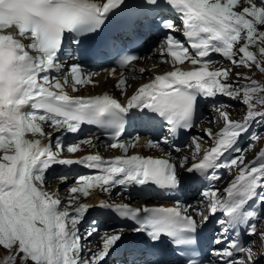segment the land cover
Wrapping results in <instances>:
<instances>
[{"label": "snow or ice", "instance_id": "obj_1", "mask_svg": "<svg viewBox=\"0 0 264 264\" xmlns=\"http://www.w3.org/2000/svg\"><path fill=\"white\" fill-rule=\"evenodd\" d=\"M116 14L127 16L132 32L145 27L159 30L164 37L161 60L173 70L156 75L125 103L109 94L88 98L67 94L66 86L75 91L97 75L85 71L80 57L102 58L99 49L82 53V38L99 32ZM258 26H264V0L259 4L256 0H0V246L9 253V264H16L17 259L19 264H115L112 257L127 232L142 234L146 240L126 249L120 264H205L197 233L210 216L217 217L219 232L231 239L208 253L214 257L208 264H255L251 245L256 241L245 246L237 237L241 229L248 236L256 235L259 225L250 221L264 224V151L251 164L244 163V152L264 135L251 131L264 129V110H259L264 109V83L228 81L234 69L264 74V31ZM6 29L11 31L4 34ZM176 32L185 40L178 39ZM213 53L229 66L209 70L216 63L207 59ZM71 59L77 62L69 63L65 71ZM138 59L126 53L115 63L124 69ZM185 60L193 66L191 70L177 67ZM125 83L122 75L117 88L123 91ZM217 96L240 99L247 107L243 121L229 119L221 110L224 105L214 104L224 126L215 135L204 131L212 147L201 155L196 141L203 137H193L191 159L174 156L173 152L182 150L174 143L180 131L197 126L198 102L215 101ZM133 116L147 124L163 120L167 135L146 142L162 158L128 155L141 139L139 134L121 139L125 122ZM83 125L103 130L110 140L107 147L120 149L123 155L111 161L99 154L63 158L82 146L96 147L99 132L64 143L65 134L83 135ZM45 126L61 134L55 139V151L52 132L45 131ZM29 133L33 138H25ZM245 135L253 143L240 148ZM232 152L238 155L228 159L226 154ZM72 165L93 171L76 177L62 208L61 199L44 186L52 178L68 179L55 176L54 166ZM233 166L239 174L224 193L209 185L201 191L198 204L176 200L171 207L134 208L128 203L101 202L100 209L134 226L104 229L95 219L86 220L92 206L81 200L93 189L111 193L117 186L124 191L136 186L144 191L142 198L164 196L180 188V170L195 174L193 178L218 181L217 170L231 172ZM97 233L102 246L88 249L82 258ZM82 239L87 243L82 244ZM259 240L264 248V231Z\"/></svg>", "mask_w": 264, "mask_h": 264}, {"label": "bare ground", "instance_id": "obj_2", "mask_svg": "<svg viewBox=\"0 0 264 264\" xmlns=\"http://www.w3.org/2000/svg\"><path fill=\"white\" fill-rule=\"evenodd\" d=\"M11 30L10 29H6L4 31V34L9 33ZM158 55L157 53H151L149 54V56L145 59V60H140L138 61L135 65H137V69L131 71L129 74L126 73H122V72H118L116 71L114 74L113 73H109L108 68H106L103 71H100L97 73L96 76L92 77V82L90 84L84 85V86H77V90H73V88L71 86H66L65 91L67 92V94L73 96V97H84V98H88V97H95L98 95H104V94H109L114 96L115 98L119 99V100H126L128 98L131 97V95L135 92V90H138V85L136 82L131 81V77L133 76H138L141 74L140 70L143 69V76H146L149 80L153 77V75L155 73H160L162 70H164L165 68L161 65L158 64ZM53 75H55V73H53ZM123 75V78L125 79V88L124 90H120L117 88V85L119 84V80L121 78V76ZM93 91V92H92ZM45 131H49L52 132V148L53 151H55V139L57 136H60V133H56L54 130H52L51 128H48L47 126H45ZM68 134H65L63 136V141L64 143H68L71 140L77 139L75 137H72L70 139H66ZM25 138H33L32 134L29 133L26 135ZM44 143H47V141H43ZM96 147L95 148H90L88 146H82V149L75 153V154H70V157L67 158H80L82 156L85 155H94L99 153L100 151V146L98 145L97 141H95ZM153 152H156L155 149H147L146 147V143H144V138L138 142L137 146L134 148H130L128 155L130 156L132 155H142V156H149L151 155ZM2 154V153H0ZM111 156H122L123 152L120 150H111L110 151ZM156 157H160V155H153ZM107 158V157H106ZM83 167L79 166V165H72L71 168H66L64 166H54L55 172L54 175L55 176H59V175H63L64 173L68 175H70L71 172H76L77 170L81 169ZM93 170H89L87 172H89L90 174L92 173ZM49 173H53V170L50 169ZM95 174H99L98 170H96ZM71 177H68L67 180H60L56 181V178H52V180H50V182L54 181V183L48 187V189H51L49 193L55 194L58 198L62 199V205L61 207L63 208L64 205L67 203V200L70 196L69 193V187L67 189V191L65 192V189H62V187L65 186L66 183H68V180ZM72 181L74 180V178H71ZM47 184V183H46ZM46 184L44 186L45 190H47ZM122 188V186H117L116 188H114L112 191H116L117 189ZM85 199V198H84ZM101 202H107V203H130L132 205H136L139 206L141 208H143L144 206H146V202L145 201H139L137 203H134L126 194H124L122 197L119 196L117 198H114L111 196V194L108 193H103L101 192L99 189H93L91 190V195L85 199L84 202L82 203H88L90 204L92 207L89 209V214H93L95 216H97V218L103 219L104 223L101 226H107V218L105 217V213L103 211H99L98 210V206ZM69 211L71 212V209H69ZM96 236L91 237V243L87 244V248L85 250V252H83V255H85L87 253L88 249H93L96 246L100 245L102 246V243L99 244V242H102L101 240H97L95 239ZM82 244H86L87 242L84 240H81ZM83 258V256H81Z\"/></svg>", "mask_w": 264, "mask_h": 264}, {"label": "rangeland", "instance_id": "obj_3", "mask_svg": "<svg viewBox=\"0 0 264 264\" xmlns=\"http://www.w3.org/2000/svg\"><path fill=\"white\" fill-rule=\"evenodd\" d=\"M258 28H259L261 31H264V26H258ZM261 77H262V79H261V83H264V74H261ZM92 92H93V91H92ZM66 155L70 156L69 154H66ZM56 181H59V179H56ZM75 181H76V179H74V180L72 181V179L69 178L68 183H66L65 186L62 187V189H65L64 191L66 192L69 186H72V185L75 184ZM53 183H54V181L49 182V183L46 184V187H47L48 192H50V190H51V189H48V187L51 186ZM111 196H112V197H118V194H117L116 192H113V193H111ZM87 198H88V197H87ZM87 198H85V199H87ZM85 199L82 198L81 202H84ZM61 200H62V199H61ZM92 219H94V218H89L87 221H90V220H92ZM97 238H99V236H98ZM98 240H99V239H98ZM97 249H98V248H97ZM92 251H93V250H92ZM82 256H83V255H82ZM8 257H9V253L7 252V250L3 249V247L0 246V264H9ZM83 257H84V256H83ZM16 264H19V260H18V259H17V261H16Z\"/></svg>", "mask_w": 264, "mask_h": 264}]
</instances>
